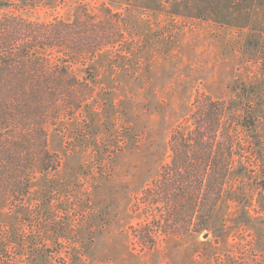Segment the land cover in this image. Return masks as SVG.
<instances>
[{
    "label": "rangeland",
    "instance_id": "374dc122",
    "mask_svg": "<svg viewBox=\"0 0 264 264\" xmlns=\"http://www.w3.org/2000/svg\"><path fill=\"white\" fill-rule=\"evenodd\" d=\"M99 1L127 18L128 50L98 53L94 111L49 129L60 166L35 177L22 210L0 213V264H260L264 158L231 176L234 198L203 233L156 235L143 247L131 234L150 220L133 200L167 162L170 132L199 93L254 87L264 150V0H65L25 15L68 20L74 3Z\"/></svg>",
    "mask_w": 264,
    "mask_h": 264
},
{
    "label": "trees",
    "instance_id": "16d2710c",
    "mask_svg": "<svg viewBox=\"0 0 264 264\" xmlns=\"http://www.w3.org/2000/svg\"><path fill=\"white\" fill-rule=\"evenodd\" d=\"M61 1L0 0V213L22 210L35 177L58 170L61 159L48 147L49 129L94 111L97 80L89 64L105 50H128L127 18L104 1L95 7L74 3L68 20L25 15ZM231 92L225 98L199 93L172 128L167 162L133 200L150 219L131 234L142 247L156 235L208 230L221 203L234 198L227 187L231 176L241 177L251 158H264L255 88L237 84ZM256 211L264 212V185Z\"/></svg>",
    "mask_w": 264,
    "mask_h": 264
}]
</instances>
